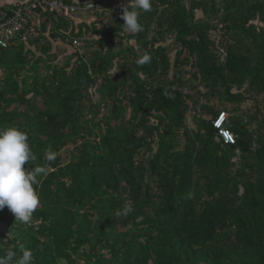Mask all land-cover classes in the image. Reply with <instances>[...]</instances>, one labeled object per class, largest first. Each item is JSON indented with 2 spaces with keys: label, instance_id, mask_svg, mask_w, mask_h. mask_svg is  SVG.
Segmentation results:
<instances>
[{
  "label": "trees",
  "instance_id": "trees-1",
  "mask_svg": "<svg viewBox=\"0 0 264 264\" xmlns=\"http://www.w3.org/2000/svg\"><path fill=\"white\" fill-rule=\"evenodd\" d=\"M127 3L73 14L90 23L39 9L36 36L0 48V128L27 132V166L47 165L30 223L0 211V256L264 264V0H151L139 33Z\"/></svg>",
  "mask_w": 264,
  "mask_h": 264
},
{
  "label": "clouds",
  "instance_id": "clouds-1",
  "mask_svg": "<svg viewBox=\"0 0 264 264\" xmlns=\"http://www.w3.org/2000/svg\"><path fill=\"white\" fill-rule=\"evenodd\" d=\"M151 0H128L122 5L121 19L125 21L123 29L130 33L143 31L139 22L141 12L151 11ZM145 54L137 60L138 65L149 62ZM57 158V153L51 149L45 150V159L51 163ZM36 156L29 143V135L16 127L0 128V211L5 207L15 216V221L30 223L34 212L40 204L36 188L39 178L47 175V165L28 167ZM131 209H126V213ZM22 255L11 249L0 256V264H33V251L22 248Z\"/></svg>",
  "mask_w": 264,
  "mask_h": 264
},
{
  "label": "built area",
  "instance_id": "built-area-1",
  "mask_svg": "<svg viewBox=\"0 0 264 264\" xmlns=\"http://www.w3.org/2000/svg\"><path fill=\"white\" fill-rule=\"evenodd\" d=\"M113 2L114 0H98L89 2L84 6H68L61 0H29L25 3H18L10 17L0 19V48L7 49L10 47L13 40L28 28L30 35H36L35 29L33 27L30 28L29 22L30 18L35 15V11L39 9L48 11L50 14L74 19L73 14L79 11H104L110 8ZM73 46L78 49L80 44L74 42ZM226 120L227 114L221 113L214 121L213 126L217 130L220 140L225 145H231L235 143V138L225 127Z\"/></svg>",
  "mask_w": 264,
  "mask_h": 264
},
{
  "label": "crops",
  "instance_id": "crops-1",
  "mask_svg": "<svg viewBox=\"0 0 264 264\" xmlns=\"http://www.w3.org/2000/svg\"><path fill=\"white\" fill-rule=\"evenodd\" d=\"M27 1H29V0H0V19L6 18L18 3L19 4L25 3ZM96 1H98V0H96ZM115 1H117V0H114V2ZM79 3L77 1H75L74 4L76 5ZM76 19H78V18H75L74 20H76ZM78 21L80 22V20H78Z\"/></svg>",
  "mask_w": 264,
  "mask_h": 264
},
{
  "label": "rangeland",
  "instance_id": "rangeland-1",
  "mask_svg": "<svg viewBox=\"0 0 264 264\" xmlns=\"http://www.w3.org/2000/svg\"><path fill=\"white\" fill-rule=\"evenodd\" d=\"M110 15V13H108L107 15H105V17H108ZM197 16L198 17H202L201 16V14L200 13H197ZM81 22L82 21H85V22H88V23H90L91 21V16H89V17H86V15H80L79 16V18H78ZM78 19H76V23H78L79 21H78ZM96 19H94V21H95ZM99 21V20H98ZM171 44V41H168L167 43H166V45H170ZM62 49H63V47H61ZM174 56V51L172 52V57ZM252 105H253V102H249L248 104H246V106H244V107H248V108H251L252 107Z\"/></svg>",
  "mask_w": 264,
  "mask_h": 264
}]
</instances>
